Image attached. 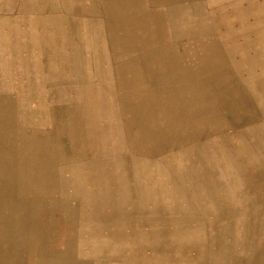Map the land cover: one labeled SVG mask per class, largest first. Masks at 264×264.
I'll return each mask as SVG.
<instances>
[{
    "label": "rangeland",
    "instance_id": "rangeland-1",
    "mask_svg": "<svg viewBox=\"0 0 264 264\" xmlns=\"http://www.w3.org/2000/svg\"><path fill=\"white\" fill-rule=\"evenodd\" d=\"M7 4L0 68L16 77L0 97V264H111L90 233L101 214L78 198L102 177L124 193L126 172L169 178L175 165L190 217L145 257L264 264V106L247 88L263 85L264 0Z\"/></svg>",
    "mask_w": 264,
    "mask_h": 264
},
{
    "label": "crops",
    "instance_id": "crops-1",
    "mask_svg": "<svg viewBox=\"0 0 264 264\" xmlns=\"http://www.w3.org/2000/svg\"><path fill=\"white\" fill-rule=\"evenodd\" d=\"M0 11H2L0 13H6L11 20L15 17L14 8L8 4L7 9L0 7ZM261 61H264V56ZM23 71L28 73L22 74L24 81L22 87L25 90V81H30L34 73ZM15 77L13 64L10 71L8 68L6 73L2 67L0 68V97H10L9 95L14 93L9 83L15 82ZM260 79L264 86V69L261 71ZM262 86L248 84L247 87L249 97L259 99L261 107L264 106L261 101L263 99L264 102ZM27 94L29 98H32L36 95V91L28 87ZM177 168L178 166L175 165L174 172H171L172 177L169 178L162 177L159 171H154L149 176L145 173L139 175L135 172V174L126 172L124 193L109 190L106 187L107 178L102 177L101 183L104 188H88L87 195L78 198L77 201L81 206L90 203L94 205L87 209L93 210L96 217L101 214L99 216L102 219L92 222L90 233L96 238L94 240L96 243H103L105 252L106 249L109 250L107 257L111 264H149L147 261L153 264L151 259L154 258V264H157V250L154 253L155 256H152V253V258L145 257L147 246L152 248L153 243H158L159 235L163 234L166 228L172 227L176 218L189 219L190 215L184 214L186 210L183 208L186 207L184 205L186 197L184 191L179 190V186L186 189L190 187V184L185 182L181 186L182 182L179 180L177 182L175 178L178 175ZM118 196H122V202L117 201ZM176 211L179 212L178 215Z\"/></svg>",
    "mask_w": 264,
    "mask_h": 264
}]
</instances>
